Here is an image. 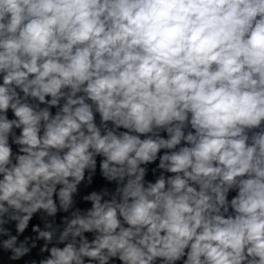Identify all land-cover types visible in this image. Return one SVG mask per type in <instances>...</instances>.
Returning <instances> with one entry per match:
<instances>
[{
    "label": "clouds",
    "instance_id": "1",
    "mask_svg": "<svg viewBox=\"0 0 264 264\" xmlns=\"http://www.w3.org/2000/svg\"><path fill=\"white\" fill-rule=\"evenodd\" d=\"M0 264H264V0H0Z\"/></svg>",
    "mask_w": 264,
    "mask_h": 264
}]
</instances>
